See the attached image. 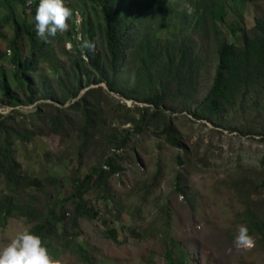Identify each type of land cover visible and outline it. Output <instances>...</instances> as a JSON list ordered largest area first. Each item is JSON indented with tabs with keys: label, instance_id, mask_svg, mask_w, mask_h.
Listing matches in <instances>:
<instances>
[{
	"label": "rangeland",
	"instance_id": "obj_1",
	"mask_svg": "<svg viewBox=\"0 0 264 264\" xmlns=\"http://www.w3.org/2000/svg\"><path fill=\"white\" fill-rule=\"evenodd\" d=\"M117 3L127 8L129 19L133 20L131 46L116 65L117 77L129 87L135 85L143 37H157L164 42L189 39L200 54L198 88L187 105L189 108L202 100L216 72L218 40L214 35L213 19L218 24L220 36L241 45L240 36L232 34L231 26L242 24L250 28L257 17L264 18V0H117ZM65 4L73 11L68 21L69 29L49 37L48 42L55 52L49 60L41 62L36 73V78L45 81L46 87H55L57 77L68 70L69 56L74 55V40L93 36L95 51L105 53L101 45L100 7L90 0H65ZM17 8V17L21 20L24 13L20 5ZM5 11L0 7V80L3 70L8 88L23 100L24 85L13 77L14 67L9 61L7 43L12 28L1 21ZM21 46L25 57L26 40H21ZM103 71L105 65L101 61L99 69L91 70L85 77V81L91 82L89 87L97 86L93 82ZM99 85L107 87L104 81ZM110 95L104 104V118L99 122V139L106 137L105 132L131 130L133 122L129 118L139 117V108L147 105L115 93ZM100 96L105 98V92ZM8 99L0 87V107L11 109L6 116L14 117L7 122L20 131V137L13 135V146L24 172L31 178H59L57 188L48 187L47 190L68 204L65 198H73L74 177L86 175L99 163L100 149L96 145L91 147L80 163V140L76 130L67 135L50 132L47 122L34 115L35 103L10 105L6 103ZM178 103L171 105L175 107ZM13 110L19 112L13 113ZM166 111L171 113L172 110ZM238 111L226 116V126L243 123L244 119L248 122L256 112L252 109ZM173 115L177 116L174 131L179 145L169 143L154 128L141 133L137 144L124 151L123 170L110 177L112 189L106 197L96 189L88 192L87 199L97 212L95 218H80L76 228L70 218L59 225V232L79 234L77 239L66 243L48 237L52 250L49 254L53 259L60 264H168L166 249L177 244L187 254L188 261L184 264H264V238L251 235L255 246L247 250L237 251L234 245L238 226L246 223L243 213L247 206L264 220L262 136H243L237 130L231 132L209 121L196 120L190 109ZM255 185L257 189H253ZM25 190L23 195L17 196L16 203H24L36 195L35 207L43 214L49 196L35 186H25ZM8 194L13 192L7 189V181L2 176L0 200ZM72 206L69 204L67 208L71 210ZM69 214L71 216V211ZM33 224L22 217H10L6 226L0 225V249L17 232L30 229ZM111 228L117 230L118 241L108 237Z\"/></svg>",
	"mask_w": 264,
	"mask_h": 264
},
{
	"label": "trees",
	"instance_id": "obj_2",
	"mask_svg": "<svg viewBox=\"0 0 264 264\" xmlns=\"http://www.w3.org/2000/svg\"><path fill=\"white\" fill-rule=\"evenodd\" d=\"M90 1L100 7L103 21L101 45L104 47V55L96 51L81 52L80 44L84 40L95 41L93 36H85L77 42L74 40V55L69 56L68 70L57 77L55 87H46L45 81L36 78V73L41 62L49 60L55 50L49 42L39 39L36 35L34 17L39 0H0V7L6 10L1 21L12 28V36L7 45L10 50L9 61L14 67L13 77L25 88L24 98L20 100V97L8 88L1 70L0 87L9 97L6 103H35L34 115L47 122L50 132L67 135L68 132L76 130L80 140V163L91 147L96 145L100 149L99 163L86 175L79 174L74 177L73 198L66 197L69 202L67 204L47 190L48 187L57 188L60 184L59 178H31L24 172L16 157L17 150L13 146V135L20 137V131L7 122L14 115L0 118V177H4L7 189L13 192L12 195H4L0 200V225L6 226L8 219L15 216L25 218L28 223H34L29 230L42 238L49 253L52 250L47 242L48 237L52 236L59 242L64 240L67 243L76 240L79 235L59 232L60 224L70 218L71 224L76 228L80 218H95L97 212L95 206L87 199L88 192L96 189L101 196L106 197L112 189L110 177L123 170L121 160L125 157L124 151L137 144V137L141 133L154 128L159 136H164L169 143L179 145L174 131V119L177 117L174 113L190 109L196 120L209 121L231 132L237 130L243 136L260 135L264 140L263 17H257L255 24L250 28L242 24L231 26L232 34L240 36L241 45L220 36L218 24L213 19L214 35L218 40L216 72L212 85L202 100L193 108H189L187 105L196 94L200 72V54L196 52L192 42L189 39L164 42L157 40V37H143L139 48L142 54L141 64L136 69L135 85L129 87L117 77L116 65L131 46L133 20L129 19L127 8L117 3V0ZM19 5L24 13L21 20L17 17ZM210 13L214 17L212 10ZM22 39L26 40L28 46L25 57L22 54ZM101 61L104 62L105 72H101L94 80L93 83L97 86L89 87L91 82L85 81V77L90 75L91 70L99 69ZM102 81L107 87L99 85ZM104 92L105 98L100 96ZM111 93L147 105L138 107L141 112L139 117L129 118L133 122L131 130L124 128L120 131L105 132L106 137L99 139V122L104 118V104L111 98ZM177 101V106L171 105H176ZM120 107L123 105L120 104ZM238 109L246 112L249 109L256 110V114L253 113L248 122L244 119L243 123H227L229 126H226V116L233 111L239 112ZM166 110L172 111L168 113ZM18 112L13 110V113ZM262 114L263 117H259ZM233 117H236V114H233ZM25 186H35L49 196L47 209L43 214H39L35 207L36 195H32V199L24 203H16L17 196L26 192ZM257 188L258 185L253 187ZM179 189L183 193L186 192L184 188ZM246 196L251 200L249 194ZM69 204H73L71 210L67 208ZM245 209L243 215L249 235L256 234L264 238V220L259 219L248 206ZM107 235L118 241L116 229H109ZM166 258L168 264H184L188 261L187 254L177 244L166 249ZM86 259L89 260L88 256Z\"/></svg>",
	"mask_w": 264,
	"mask_h": 264
},
{
	"label": "clouds",
	"instance_id": "obj_3",
	"mask_svg": "<svg viewBox=\"0 0 264 264\" xmlns=\"http://www.w3.org/2000/svg\"><path fill=\"white\" fill-rule=\"evenodd\" d=\"M72 16L73 11L66 6L65 0H39L34 17L37 37L48 42L49 37H55L57 33L68 31V21ZM95 49L94 41L84 40L80 44L82 53L85 50L94 53ZM10 111L8 106L0 107V115L6 116ZM234 245L237 251L251 249L255 246V241L249 235L247 226H238ZM0 264H60V262L50 256L40 236L29 229H24L17 232L10 242L0 249Z\"/></svg>",
	"mask_w": 264,
	"mask_h": 264
}]
</instances>
